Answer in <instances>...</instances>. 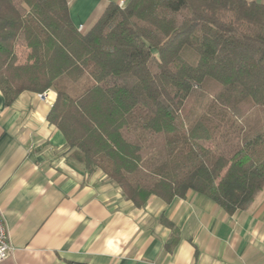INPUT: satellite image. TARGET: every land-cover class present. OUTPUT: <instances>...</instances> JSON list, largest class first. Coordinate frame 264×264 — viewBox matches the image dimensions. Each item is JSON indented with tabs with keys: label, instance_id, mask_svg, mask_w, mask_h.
I'll use <instances>...</instances> for the list:
<instances>
[{
	"label": "trees",
	"instance_id": "obj_1",
	"mask_svg": "<svg viewBox=\"0 0 264 264\" xmlns=\"http://www.w3.org/2000/svg\"><path fill=\"white\" fill-rule=\"evenodd\" d=\"M46 91L70 156L135 208L194 192L232 216L264 189L263 4L129 0L82 33L66 0H0L5 105Z\"/></svg>",
	"mask_w": 264,
	"mask_h": 264
},
{
	"label": "crops",
	"instance_id": "obj_2",
	"mask_svg": "<svg viewBox=\"0 0 264 264\" xmlns=\"http://www.w3.org/2000/svg\"><path fill=\"white\" fill-rule=\"evenodd\" d=\"M66 1L86 31L129 0ZM38 95L6 106L0 92V211L12 248L0 264H264V189L232 216L194 192L135 208L101 172L85 174L47 121L55 93Z\"/></svg>",
	"mask_w": 264,
	"mask_h": 264
},
{
	"label": "built area",
	"instance_id": "obj_3",
	"mask_svg": "<svg viewBox=\"0 0 264 264\" xmlns=\"http://www.w3.org/2000/svg\"><path fill=\"white\" fill-rule=\"evenodd\" d=\"M118 5L119 7H122L124 4L119 3ZM78 31L81 32L82 27H80ZM47 92L48 91L39 94L38 97L44 99ZM11 252H12V248L9 242V234L4 224V220L0 211V263L9 257Z\"/></svg>",
	"mask_w": 264,
	"mask_h": 264
},
{
	"label": "rangeland",
	"instance_id": "obj_4",
	"mask_svg": "<svg viewBox=\"0 0 264 264\" xmlns=\"http://www.w3.org/2000/svg\"><path fill=\"white\" fill-rule=\"evenodd\" d=\"M82 33L85 31H81ZM258 123V111L257 110H253L251 112V114L246 118V120L244 121L245 126L247 127H253L254 125H256Z\"/></svg>",
	"mask_w": 264,
	"mask_h": 264
}]
</instances>
